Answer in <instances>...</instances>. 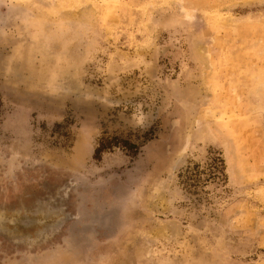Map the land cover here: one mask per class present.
Returning <instances> with one entry per match:
<instances>
[{"label": "rangeland", "instance_id": "1", "mask_svg": "<svg viewBox=\"0 0 264 264\" xmlns=\"http://www.w3.org/2000/svg\"><path fill=\"white\" fill-rule=\"evenodd\" d=\"M0 264H264V0H0Z\"/></svg>", "mask_w": 264, "mask_h": 264}, {"label": "trees", "instance_id": "2", "mask_svg": "<svg viewBox=\"0 0 264 264\" xmlns=\"http://www.w3.org/2000/svg\"><path fill=\"white\" fill-rule=\"evenodd\" d=\"M114 147H124V148H130L129 142L126 140H123L117 136L113 137H102L100 141L98 142V146L95 149L94 157L97 159H100L103 152L112 149ZM137 153L136 149L131 150V155H135Z\"/></svg>", "mask_w": 264, "mask_h": 264}]
</instances>
